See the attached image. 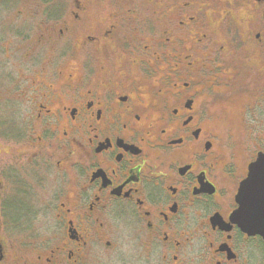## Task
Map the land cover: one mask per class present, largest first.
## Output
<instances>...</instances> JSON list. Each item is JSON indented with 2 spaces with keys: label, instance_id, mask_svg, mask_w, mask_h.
<instances>
[{
  "label": "flooded vegetation",
  "instance_id": "flooded-vegetation-1",
  "mask_svg": "<svg viewBox=\"0 0 264 264\" xmlns=\"http://www.w3.org/2000/svg\"><path fill=\"white\" fill-rule=\"evenodd\" d=\"M18 2L0 0V264H264L234 218L264 153V0Z\"/></svg>",
  "mask_w": 264,
  "mask_h": 264
},
{
  "label": "water",
  "instance_id": "water-1",
  "mask_svg": "<svg viewBox=\"0 0 264 264\" xmlns=\"http://www.w3.org/2000/svg\"><path fill=\"white\" fill-rule=\"evenodd\" d=\"M239 209L234 215L241 227L249 232L264 233V153L250 166L247 179L240 187Z\"/></svg>",
  "mask_w": 264,
  "mask_h": 264
},
{
  "label": "rangeland",
  "instance_id": "rangeland-1",
  "mask_svg": "<svg viewBox=\"0 0 264 264\" xmlns=\"http://www.w3.org/2000/svg\"><path fill=\"white\" fill-rule=\"evenodd\" d=\"M18 1H19L18 2L19 5H26V2H27V0H18ZM14 2H17V0H14ZM42 223L43 222H38V223L35 222V223H32L31 224V229L26 233L27 236L21 234L20 235V239L22 240V239H26V237L33 236L32 238L34 240L41 241L43 238L42 237L41 238L35 237L34 236V232L36 231L38 233V232L43 231V224ZM21 229H23V227Z\"/></svg>",
  "mask_w": 264,
  "mask_h": 264
}]
</instances>
